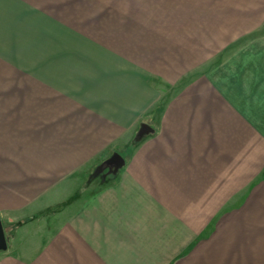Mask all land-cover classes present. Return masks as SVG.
I'll use <instances>...</instances> for the list:
<instances>
[{
  "label": "crops",
  "instance_id": "crops-1",
  "mask_svg": "<svg viewBox=\"0 0 264 264\" xmlns=\"http://www.w3.org/2000/svg\"><path fill=\"white\" fill-rule=\"evenodd\" d=\"M0 220V264H264V0H0Z\"/></svg>",
  "mask_w": 264,
  "mask_h": 264
},
{
  "label": "water",
  "instance_id": "water-1",
  "mask_svg": "<svg viewBox=\"0 0 264 264\" xmlns=\"http://www.w3.org/2000/svg\"><path fill=\"white\" fill-rule=\"evenodd\" d=\"M146 129V130H143ZM152 128L147 125L143 124L140 134L143 136L146 132H150ZM125 163L124 157H122L119 153H115L109 161L104 163L99 170L103 171L108 168V171L115 172L118 171ZM8 247V237L5 232L4 225L0 220V251L6 250Z\"/></svg>",
  "mask_w": 264,
  "mask_h": 264
},
{
  "label": "rangeland",
  "instance_id": "rangeland-1",
  "mask_svg": "<svg viewBox=\"0 0 264 264\" xmlns=\"http://www.w3.org/2000/svg\"><path fill=\"white\" fill-rule=\"evenodd\" d=\"M122 157H124L126 155V151L119 153ZM107 172H110V171H107ZM102 173V172H101ZM264 246H260V251L261 249H263ZM222 254V252H221ZM213 255V254H212ZM212 255L209 257V255H200L198 254L195 258V263L194 264H223L224 263V260L222 258H219L217 256L215 257H212ZM222 256V255H221ZM209 257V258H208ZM261 259H262V254H260V258H259V261L261 262ZM211 260V262L209 261ZM209 261V262H208Z\"/></svg>",
  "mask_w": 264,
  "mask_h": 264
}]
</instances>
